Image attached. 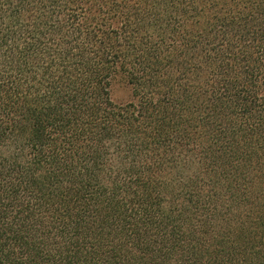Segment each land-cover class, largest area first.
Returning a JSON list of instances; mask_svg holds the SVG:
<instances>
[{"label":"trees","instance_id":"trees-1","mask_svg":"<svg viewBox=\"0 0 264 264\" xmlns=\"http://www.w3.org/2000/svg\"><path fill=\"white\" fill-rule=\"evenodd\" d=\"M0 264H264V0H0Z\"/></svg>","mask_w":264,"mask_h":264},{"label":"rangeland","instance_id":"rangeland-1","mask_svg":"<svg viewBox=\"0 0 264 264\" xmlns=\"http://www.w3.org/2000/svg\"><path fill=\"white\" fill-rule=\"evenodd\" d=\"M111 96L115 104H127L133 101L132 90L130 86L122 79H117L112 84Z\"/></svg>","mask_w":264,"mask_h":264}]
</instances>
